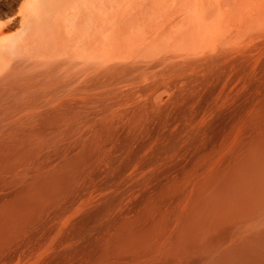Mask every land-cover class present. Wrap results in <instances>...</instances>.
Wrapping results in <instances>:
<instances>
[{
	"label": "bare ground",
	"instance_id": "obj_1",
	"mask_svg": "<svg viewBox=\"0 0 264 264\" xmlns=\"http://www.w3.org/2000/svg\"><path fill=\"white\" fill-rule=\"evenodd\" d=\"M0 264H264V0H0Z\"/></svg>",
	"mask_w": 264,
	"mask_h": 264
}]
</instances>
